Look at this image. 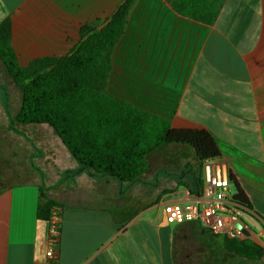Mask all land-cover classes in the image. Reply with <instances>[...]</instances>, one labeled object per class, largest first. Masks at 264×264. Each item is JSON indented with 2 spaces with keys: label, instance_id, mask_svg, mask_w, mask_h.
Listing matches in <instances>:
<instances>
[{
  "label": "crops",
  "instance_id": "1",
  "mask_svg": "<svg viewBox=\"0 0 264 264\" xmlns=\"http://www.w3.org/2000/svg\"><path fill=\"white\" fill-rule=\"evenodd\" d=\"M121 1L0 0V22L10 20L21 65L20 57L31 62L65 56L84 25L106 19ZM174 1L134 3L116 52L124 59L117 64L114 49L107 92L171 128L205 129L215 137L252 205L245 214L260 226L256 232L248 224L247 238L259 237L261 242L252 241L264 250V0H221L208 21L179 13ZM20 126L36 143L25 127L45 125ZM51 129L49 149L37 145L41 157L32 162L30 142L6 120L12 160L18 162L20 143L26 148L23 180L0 193V264L45 261L49 224L38 207L47 201L61 209L55 264H174L173 224L166 222L161 202L185 201L199 191L194 151L161 145L152 153L178 149L194 162L170 170L173 178L154 181L162 168L152 170L147 159L146 173L123 183L78 165ZM257 264H264V254Z\"/></svg>",
  "mask_w": 264,
  "mask_h": 264
},
{
  "label": "trees",
  "instance_id": "2",
  "mask_svg": "<svg viewBox=\"0 0 264 264\" xmlns=\"http://www.w3.org/2000/svg\"><path fill=\"white\" fill-rule=\"evenodd\" d=\"M137 0H122L106 19L84 25L79 41L62 57H40L22 66L11 42L9 18L0 22V60L21 93L16 123L53 128L72 159L81 167L123 183L139 180L149 155L161 145L190 147L198 160L197 187L203 186L202 164L221 158L215 137L205 129L171 128L169 123L106 90L112 53ZM221 0H175L176 11L211 20ZM235 198L252 205L231 176ZM183 184V183H182ZM7 187L0 185V193ZM41 197L45 196L41 194ZM53 201L39 204L38 216L50 219ZM214 243L240 258L259 260L263 248L251 240L211 234Z\"/></svg>",
  "mask_w": 264,
  "mask_h": 264
},
{
  "label": "rangeland",
  "instance_id": "3",
  "mask_svg": "<svg viewBox=\"0 0 264 264\" xmlns=\"http://www.w3.org/2000/svg\"><path fill=\"white\" fill-rule=\"evenodd\" d=\"M121 38V37H120ZM121 42V40H119ZM118 44L115 46L114 55H117V64H121L124 56L117 52ZM121 50V49H118ZM113 55V53H112ZM30 57H27L29 59ZM26 59V60H27ZM133 56H132V59ZM20 62L22 66H28L30 62L25 61L24 58L20 57ZM126 62V60H125ZM106 90L107 85H106ZM21 104V93L16 85L10 79L3 63L0 60V180L2 185H8L13 182L22 181L20 177V170L23 165V158L25 154V146L19 144V150L17 154L18 162L12 160L13 153H10V142L6 133L3 130L6 129V120L9 121V129L16 132L19 136L24 137L28 140L32 146V162L41 157L40 148L38 146H44L49 149L51 144L52 135L51 128L47 126H29L27 128L28 134L33 138L36 143L32 142L30 138H27L23 133L22 127L16 123L15 114L19 111ZM6 114V116H5ZM7 117V119H6ZM38 145V146H37ZM30 149V148H29ZM160 152V153H159ZM186 152H179L178 149H162L154 153H151L148 157V163L152 170H158L156 178L166 176L168 178H173V174H170V170L177 171L182 169L185 162H194V159ZM196 170L194 172L195 178L198 176L199 165H195ZM167 169V170H166ZM186 173L189 169H185ZM64 176L68 174L66 170L63 171ZM175 176H182V173ZM185 176V175H184ZM193 184L197 187V182L194 180ZM235 190V186H232ZM197 190L199 188L197 187ZM168 198V197H167ZM243 220L252 226V228L258 232L259 224L258 222L252 221L251 217L243 213ZM171 231L173 230V263L174 264H257L260 260H250L240 258L239 256L227 252L224 248L215 246L214 240L211 236L212 233L208 232L196 223H186L182 225L173 224L171 226ZM170 231V233H171ZM253 238V239H252ZM238 240H248L231 238ZM216 239L215 241H217ZM249 240H255L256 242H261L259 237L251 236ZM214 244V245H213Z\"/></svg>",
  "mask_w": 264,
  "mask_h": 264
},
{
  "label": "built area",
  "instance_id": "4",
  "mask_svg": "<svg viewBox=\"0 0 264 264\" xmlns=\"http://www.w3.org/2000/svg\"><path fill=\"white\" fill-rule=\"evenodd\" d=\"M203 186L197 193H188L185 201H162L161 210L168 224L196 223L215 235L245 239L250 233L243 213L248 208L236 198L231 169L223 158L204 161ZM61 209L54 207L48 221L45 261L33 264H55L60 243Z\"/></svg>",
  "mask_w": 264,
  "mask_h": 264
}]
</instances>
